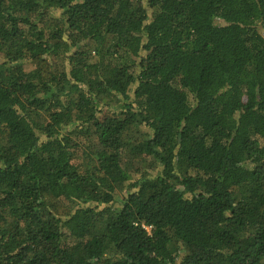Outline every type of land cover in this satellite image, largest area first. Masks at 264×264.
I'll list each match as a JSON object with an SVG mask.
<instances>
[{
	"label": "trees",
	"instance_id": "1",
	"mask_svg": "<svg viewBox=\"0 0 264 264\" xmlns=\"http://www.w3.org/2000/svg\"><path fill=\"white\" fill-rule=\"evenodd\" d=\"M0 264H264V0H0Z\"/></svg>",
	"mask_w": 264,
	"mask_h": 264
}]
</instances>
